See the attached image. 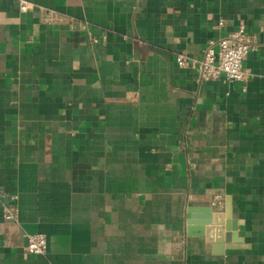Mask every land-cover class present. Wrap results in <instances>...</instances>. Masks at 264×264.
<instances>
[{"label": "crops", "instance_id": "obj_1", "mask_svg": "<svg viewBox=\"0 0 264 264\" xmlns=\"http://www.w3.org/2000/svg\"><path fill=\"white\" fill-rule=\"evenodd\" d=\"M19 1L0 4V190L19 211L0 206V264H264V0ZM240 25L246 83L176 64Z\"/></svg>", "mask_w": 264, "mask_h": 264}, {"label": "built area", "instance_id": "obj_2", "mask_svg": "<svg viewBox=\"0 0 264 264\" xmlns=\"http://www.w3.org/2000/svg\"><path fill=\"white\" fill-rule=\"evenodd\" d=\"M2 0H0L1 4ZM18 10L29 11V3L20 0ZM223 25V22H220ZM86 26H82L86 30ZM253 50L246 27L240 25L215 45H210L200 60H191L183 55H176L175 62L182 68L192 70L202 81L225 79L229 83L244 84L251 75L244 69V61ZM18 197L0 190V206L5 221H16L18 218ZM27 247L34 255H45L48 249L47 237L44 234H32L27 237Z\"/></svg>", "mask_w": 264, "mask_h": 264}, {"label": "water", "instance_id": "obj_3", "mask_svg": "<svg viewBox=\"0 0 264 264\" xmlns=\"http://www.w3.org/2000/svg\"><path fill=\"white\" fill-rule=\"evenodd\" d=\"M207 207L205 208V213L203 215V219L209 221V220H212L213 217H214V223H219V224H222V220H220L219 217L217 216H213V206H212V203H209L206 205ZM215 219H216V222H215ZM218 219V220H217ZM218 221V222H217ZM219 230L217 232H219L220 234V240L223 242L226 241V242H229L231 241L232 237H234L233 233L235 231V228L231 229L229 227V225L227 226V228L225 229L226 233L224 234L223 236V230L218 228ZM231 234V235H230Z\"/></svg>", "mask_w": 264, "mask_h": 264}]
</instances>
